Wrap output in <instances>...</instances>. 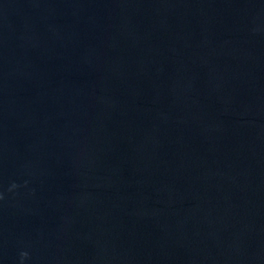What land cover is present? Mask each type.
Returning <instances> with one entry per match:
<instances>
[{
    "label": "water",
    "instance_id": "water-1",
    "mask_svg": "<svg viewBox=\"0 0 264 264\" xmlns=\"http://www.w3.org/2000/svg\"><path fill=\"white\" fill-rule=\"evenodd\" d=\"M0 264H264V0H0Z\"/></svg>",
    "mask_w": 264,
    "mask_h": 264
}]
</instances>
